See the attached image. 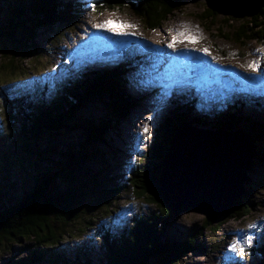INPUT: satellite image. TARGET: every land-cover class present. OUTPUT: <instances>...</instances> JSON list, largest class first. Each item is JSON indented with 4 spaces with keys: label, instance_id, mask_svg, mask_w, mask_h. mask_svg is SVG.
<instances>
[{
    "label": "rangeland",
    "instance_id": "obj_1",
    "mask_svg": "<svg viewBox=\"0 0 264 264\" xmlns=\"http://www.w3.org/2000/svg\"><path fill=\"white\" fill-rule=\"evenodd\" d=\"M206 8L205 0H184L181 9L171 15L161 28L150 30L130 8L104 11L95 8L93 11L92 6H89L81 13L84 17L79 21L77 29L72 28L71 31H68V36H64L66 34L65 27L59 25V22L52 24L53 27L38 28L36 30L38 49L18 53L15 62L19 68L16 73L29 80L28 85L33 86L29 88V91L38 87V84L35 83L36 78H44L39 84L44 81L45 83L50 82L48 85L52 91L53 88H57L59 94L65 93V90L62 89L63 86L72 88L77 82H82L84 77L81 75L84 72L110 71L116 68L114 64L122 63L123 67L113 72L115 76H118L127 71V92L135 95L137 105L125 118L118 120L116 128L107 129V134H104V137L109 143L104 146L92 139L91 130L86 123V120L94 119L101 125L102 117L113 112L110 99L97 96L78 113L77 119L81 124L76 126L77 128L72 129L67 126L63 129H53L43 133L38 140L25 141L28 143L27 147L29 149L31 147L32 150L31 153L25 155L27 152L24 150L25 142L20 146L13 142L12 136L22 138L21 133L24 134L22 126L26 120L8 102V96L14 98V91L9 90L7 95L3 94L7 90L4 86L6 84H2L3 80H9L15 76L11 77L7 74L3 65L9 59L5 54L0 55V71H3L0 74V81H2L0 82V130L4 134L0 138V164L4 170L9 171L10 169L9 180L0 181V191L2 190L4 193L8 191L7 193H11V195L21 194V188L28 185L27 188L30 189V182L36 176L43 174L44 178L53 177L62 168L66 169L64 159L67 157L69 149L85 152L89 149L94 150V148L101 152L102 149L104 151L102 155L109 160L105 164L111 166L107 167L109 169H105L104 176L107 178L113 173L116 177H126L130 171L145 163L144 161L138 162L144 156L152 161H157L152 158V148L155 146L156 138L159 137L160 144L163 143L162 135H165L159 132L158 128L167 117L178 118L186 113H191L197 118L204 117L203 123L206 124V127L194 125L191 122H185V124L205 131L214 130L211 124L214 125L218 117H224L228 112L249 117L256 128H260L256 134L251 132L257 137L256 140L254 139L257 146L256 154H264V58L253 55L254 50L264 52V39L244 37L236 40L231 37L230 32L237 31L238 26L249 17L240 19L218 14L207 20L205 24L201 19L204 15L209 14ZM6 15L8 14L3 16L4 20ZM229 17L232 18L231 21L228 19ZM254 19L255 23L262 22L264 25V12L254 16ZM108 20L123 21L126 24L135 25V27L124 29L128 33L127 35H120L108 31L106 28L93 27L94 24L104 23ZM34 24L35 21L29 26L33 27ZM109 27L117 28V24L109 25ZM178 31H187L199 40L198 43L185 41L177 44L188 48L186 55L181 59L183 70L187 72V67L190 66L193 69H198L196 73L200 72L199 76L202 77V79H198L197 75H186L182 77L183 82L179 84L180 86L173 83L174 74L165 76V69L170 63V59H167V63L165 59L167 54L164 56L162 53L164 43L171 42L172 36L176 35ZM21 33L18 35L22 36ZM23 35L27 36L26 33ZM55 35H59L61 38L57 39ZM58 42L62 43L59 47H57ZM63 46H65L64 49ZM147 46L154 47L153 58L149 59L146 55ZM202 48L209 49L210 55L196 51V49ZM9 51L13 52L14 49L11 48ZM9 57L13 59L14 53H11ZM161 60L165 63L159 67L153 66L154 63L159 64ZM34 62V66H31V63ZM253 62L259 64L256 71L241 67ZM50 67H53L55 72L48 73L47 69ZM226 67L230 69H225ZM235 67L239 68L240 72H236ZM44 70L47 73L34 75ZM197 82H200L201 86L195 85ZM165 85H171L176 94L167 100L165 106L160 107L158 101L165 91ZM18 86L25 88V84ZM15 92L19 94L21 90L18 89ZM196 94L199 97H196ZM204 94L206 95L202 100L201 97ZM53 95L50 93V96ZM188 103H190L189 107ZM234 105H238L236 110ZM145 126H147V132L144 131ZM237 127L245 129L243 126ZM163 130H165L164 127ZM54 148H57V152L53 151ZM114 149L118 152L119 159L115 158ZM92 155L96 157V155ZM22 157L23 160L20 161ZM81 159L83 158L72 162L75 166L71 167V170H63L64 172L60 174L62 179L56 178V182L63 188L72 185L76 178H84V181L88 182L87 177L90 179L91 175L101 167L98 161L91 160L85 163ZM21 164L24 166L21 167ZM56 164L59 166L55 167ZM89 166L95 168L89 169ZM23 172L25 177H28L29 183L24 182ZM66 174H69V177ZM263 176L264 166L255 160V164L249 170L250 179L245 183L246 192L251 191L253 205L249 208V212L240 215L239 218L224 217V227L217 233L219 237L217 239L220 241L210 240L207 236V234L211 235L210 229L206 228L199 238L203 247L190 252L179 264L259 263L262 258L260 249L264 247V184L261 182ZM92 182L96 191L92 192L90 186L86 187L87 195L83 199L86 206L87 204L88 206L92 205L90 202L93 198L99 200L103 189L109 185L108 180L100 179L98 181L102 184L100 186L96 182ZM116 197L110 200L114 212H110L108 215L117 216L122 221V225L128 223L130 218L141 208H144L143 212L157 209L154 204L145 202L143 198H137L132 188H128ZM91 208L88 210L89 212H91ZM109 217L111 218V216ZM98 219L99 217L96 221L100 224L103 219ZM171 223L173 224V228L169 231L171 239L184 241L187 234L198 232L206 224V217L201 213L183 212L177 217L173 216ZM168 235L164 239L168 238ZM86 237L90 238L89 233ZM83 241L85 240L78 243H83ZM26 244L27 242H18L13 244L9 250L0 251V264L12 263L13 260L18 261L27 256L29 251L24 250ZM233 244L236 245V251L230 250V246ZM245 252L249 255H243Z\"/></svg>",
    "mask_w": 264,
    "mask_h": 264
},
{
    "label": "trees",
    "instance_id": "obj_2",
    "mask_svg": "<svg viewBox=\"0 0 264 264\" xmlns=\"http://www.w3.org/2000/svg\"><path fill=\"white\" fill-rule=\"evenodd\" d=\"M205 2L207 5L206 0ZM183 4L184 0H0V55L5 54L9 59L3 65L7 74L11 77L15 76L9 80H3L2 84H6L4 86L7 88L3 94L7 95L9 90L14 91V98L8 96V102L26 120L22 126L24 132V134L21 133L22 138L12 136L13 142L21 146L25 141L40 139L43 133L49 130L63 129L67 126L72 129L77 128L81 124L77 119L78 113L94 97L102 96L110 99L113 112L102 117L101 125L94 119L86 120V123L91 130L92 139L104 146L109 143L104 137V134H107V129L116 128L118 120L125 118L137 105L135 95L127 92V71L118 76H115L113 72L121 69L122 65H118L113 70L104 71V73L84 72L81 75L84 79L82 82H77L75 87H62L65 90L63 94H59L57 88H53L52 91L48 85L50 82L45 83L44 81L39 84L42 80L38 78L35 79L38 87L29 91V88L33 86L28 85L29 80L17 75L19 65L15 60L18 58L19 52L26 53L27 50L38 49L39 44L36 40L38 28L53 27L52 24L59 22V25L65 27L66 34L64 36H68V31H71L72 28L77 29L79 21L84 17L81 13L85 11L86 7L95 5L99 11L130 8L141 18L148 29L156 30L161 28L171 15L180 10ZM206 9L209 14L204 15L201 19L205 24L207 20L218 15L208 6ZM263 12L264 8L261 13ZM5 14L8 15L4 20ZM228 19L232 20L230 17ZM254 20V17L246 19L238 26L237 31L230 32L231 37L236 40L244 37L263 40L264 25L262 22L255 23ZM34 21V26L30 27L29 24ZM20 32H22V36L18 35ZM25 33L26 37L23 35ZM55 36L57 39L61 38L59 35ZM60 44L62 43L58 42L57 47ZM11 48L14 49L13 52L9 51ZM64 48L65 46H63ZM11 53H14L13 59L9 57ZM35 62L31 63V66H34ZM47 70L48 73L55 72L53 67ZM2 72L0 71V74ZM43 72L47 73L44 70L33 74L38 76ZM21 84H25V88L18 86ZM65 86L67 87V85ZM18 89L21 90L19 94L15 92ZM50 93L54 95L50 96ZM187 105L189 107L190 104ZM234 107L236 110L238 105H234ZM10 116L13 115L10 114ZM204 119V117L197 118L191 113L178 116V118L167 117L158 128L159 132L165 134L162 135L163 143L159 144L158 137L152 148V158L158 162L144 156L138 162L144 161L145 163L130 171L126 177H116L113 173L107 178L104 176L105 169H109L107 167L111 166L105 164L109 160L102 155L104 152L102 149L101 152L95 148L94 150L89 149L87 152L69 149L67 157L64 159L68 170H71V167L75 166L73 164L75 160L81 157L85 163L91 160L100 163L101 167L95 174H92L90 179L87 177L88 182H85L84 178H76L72 185L63 188L56 182V178L62 179L60 174L66 170L64 167L53 177L44 178L43 174H38L39 176L30 182V189L27 188L28 185L21 188V194L11 195V193H7L8 191L4 193L1 190L0 251L9 250L13 244L18 242H27L24 250L29 251V254L22 259L13 260L12 263L7 264H179L190 252L203 247L199 238L206 228L210 229L211 235L207 234L210 240L219 238L217 233L224 227L223 218L219 220L206 219V224L198 232L187 234L184 241L171 239L169 231L173 228L171 222L174 213L164 203L159 191V175L162 168L161 162L165 155L164 151L178 131L179 124L191 122L194 125L206 126L203 123ZM214 123L212 128L215 130H238L237 126H243L251 135L252 131L253 134H256L260 129L256 128L249 117L231 112L226 113L224 117H218ZM3 135L0 130V138ZM252 136L257 139L255 135ZM24 144H26L24 150L27 151L25 155H28L32 152L31 147L30 149L27 147V142ZM56 149L54 148L53 151L57 152ZM114 153L115 158L119 159L115 149ZM92 154L96 157H93ZM254 159L264 166L263 153L255 156ZM22 160L23 157L20 161ZM58 166L55 165V167ZM93 167L89 166L88 168L93 169ZM9 172L10 169L9 171L4 170L0 164V181L3 179L8 181ZM22 175L24 182L29 183L24 172ZM66 176L69 177V174ZM100 179L108 180L109 185L103 189L99 200L93 198L94 200L91 199L90 202L92 205L88 206L87 204L86 206L83 202L87 195L86 187L90 186L92 192L96 191L92 181L100 186L102 185L98 183ZM261 182L264 184V176L261 177ZM128 188L133 189L137 198H143L145 202L154 204L157 209L143 212L144 208H141L130 218L128 223L122 225V221L117 216L108 215L110 212H114L110 200L121 195ZM246 191L241 196L236 208L230 213L231 217L239 218L240 215L249 212V208L253 206L251 191ZM90 207H92L91 212L88 211ZM97 217H99L98 220L103 219L100 224L96 221ZM88 233L89 239L86 237ZM167 234H169L168 238L164 239ZM81 240L85 241L78 243ZM260 250L262 258L258 264H264V247Z\"/></svg>",
    "mask_w": 264,
    "mask_h": 264
},
{
    "label": "water",
    "instance_id": "obj_3",
    "mask_svg": "<svg viewBox=\"0 0 264 264\" xmlns=\"http://www.w3.org/2000/svg\"><path fill=\"white\" fill-rule=\"evenodd\" d=\"M206 1L212 11L234 18L254 17L264 8V0ZM164 152L159 191L174 216L201 213L219 220L230 217L245 193L257 146L243 129L205 131L181 122Z\"/></svg>",
    "mask_w": 264,
    "mask_h": 264
},
{
    "label": "snow or ice",
    "instance_id": "obj_4",
    "mask_svg": "<svg viewBox=\"0 0 264 264\" xmlns=\"http://www.w3.org/2000/svg\"><path fill=\"white\" fill-rule=\"evenodd\" d=\"M93 11H95V5L92 6ZM113 24H117V28H111L109 27V25H113ZM93 27L95 28H106L108 31H113L116 32L117 34L120 35H127L128 33L124 31V29L127 28H132L135 27V25L132 24H126L123 21H114V20H108L105 21L104 23H97L94 24ZM186 27V26H185ZM185 41L189 42V43H198L199 40L192 34H190L187 31H178L176 35H173L171 38V42H169L166 47L169 49H175V46L177 43H184ZM196 51H200L203 52L206 55H210L209 49L207 48H202V49H196ZM157 52H160V50H157ZM179 59V58H178ZM213 59H216L215 57H213ZM165 62L163 60L159 61V64L154 63V67H159L161 64H164ZM241 67H245V68H249L252 71H256L259 67V64L256 62H253L251 64H247V65H242ZM168 74H174V80L173 83L176 85L181 84L182 81V77L186 76V75H195L196 74V70L193 69L192 67L188 66L187 67V72H185L183 70V66L182 65H178V64H172V63H168L167 68L165 69V76H167ZM165 91L161 97V99L158 101V105L160 107H163L166 105L167 100L170 99L174 94V90L172 89L171 85H165ZM147 126H145L144 131L147 132ZM230 250L232 251H236V245L233 244L232 246H230ZM243 255H249V253L245 252Z\"/></svg>",
    "mask_w": 264,
    "mask_h": 264
},
{
    "label": "bare ground",
    "instance_id": "obj_5",
    "mask_svg": "<svg viewBox=\"0 0 264 264\" xmlns=\"http://www.w3.org/2000/svg\"><path fill=\"white\" fill-rule=\"evenodd\" d=\"M169 43V41L168 42H166V43H164V49H163V51H162V53H164V56H166V54H167V56H166V60L167 59H170V63H172V64H178V65H181V63H182V56H185L186 55V53H187V49L188 48H186L185 46H181V45H178V44H176V46H175V49H169V48H167L166 47V45ZM253 48V47H252ZM147 50H146V55L148 56V58L150 59L151 57L153 58L154 56V54H155V51L153 50L154 49V47L153 46H147V48H146ZM252 52V51H251ZM169 53V54H168ZM264 52H262L261 50H254V54L253 55H255V56H259V57H261V58H264V54H263ZM153 54V55H152ZM156 56V55H155ZM179 58V59H178ZM167 63H168V60H167ZM264 63V62H263ZM240 69L239 68H237V67H235V71L236 72H240L239 71ZM184 84V83H183ZM178 86H180V85H178ZM194 94V93H193ZM195 95V94H194ZM197 96L196 97H199V95L198 94H196ZM205 95L206 94H204V95H202V97H201V99L203 100V98H205ZM209 100V99H208ZM240 129V128H239Z\"/></svg>",
    "mask_w": 264,
    "mask_h": 264
},
{
    "label": "clouds",
    "instance_id": "obj_6",
    "mask_svg": "<svg viewBox=\"0 0 264 264\" xmlns=\"http://www.w3.org/2000/svg\"><path fill=\"white\" fill-rule=\"evenodd\" d=\"M102 73H104V71H101ZM206 127V126H205ZM215 130V129H214ZM243 130H245V131H247L246 129H243ZM248 132V131H247Z\"/></svg>",
    "mask_w": 264,
    "mask_h": 264
}]
</instances>
